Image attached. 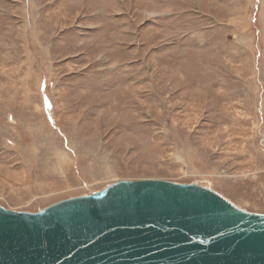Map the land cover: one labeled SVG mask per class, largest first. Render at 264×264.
<instances>
[{
    "label": "rangeland",
    "instance_id": "1",
    "mask_svg": "<svg viewBox=\"0 0 264 264\" xmlns=\"http://www.w3.org/2000/svg\"><path fill=\"white\" fill-rule=\"evenodd\" d=\"M140 180L264 215V0H0V207Z\"/></svg>",
    "mask_w": 264,
    "mask_h": 264
},
{
    "label": "water",
    "instance_id": "2",
    "mask_svg": "<svg viewBox=\"0 0 264 264\" xmlns=\"http://www.w3.org/2000/svg\"><path fill=\"white\" fill-rule=\"evenodd\" d=\"M0 264H264V215L197 184L123 181L33 214L0 207Z\"/></svg>",
    "mask_w": 264,
    "mask_h": 264
},
{
    "label": "bare ground",
    "instance_id": "3",
    "mask_svg": "<svg viewBox=\"0 0 264 264\" xmlns=\"http://www.w3.org/2000/svg\"><path fill=\"white\" fill-rule=\"evenodd\" d=\"M247 205H248V204H247ZM247 205H246V206H247ZM9 211H10V210H9Z\"/></svg>",
    "mask_w": 264,
    "mask_h": 264
}]
</instances>
